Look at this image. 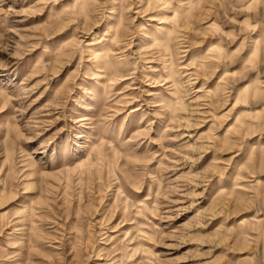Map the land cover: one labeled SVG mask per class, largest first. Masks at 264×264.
Listing matches in <instances>:
<instances>
[{
    "label": "rangeland",
    "instance_id": "obj_1",
    "mask_svg": "<svg viewBox=\"0 0 264 264\" xmlns=\"http://www.w3.org/2000/svg\"><path fill=\"white\" fill-rule=\"evenodd\" d=\"M0 264H264V0H0Z\"/></svg>",
    "mask_w": 264,
    "mask_h": 264
}]
</instances>
